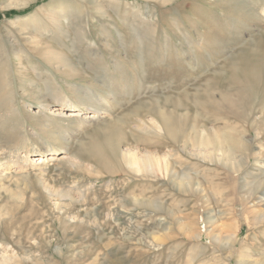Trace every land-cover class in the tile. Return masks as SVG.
Segmentation results:
<instances>
[{"label": "rangeland", "instance_id": "374dc122", "mask_svg": "<svg viewBox=\"0 0 264 264\" xmlns=\"http://www.w3.org/2000/svg\"><path fill=\"white\" fill-rule=\"evenodd\" d=\"M261 211L264 0H0V264H257Z\"/></svg>", "mask_w": 264, "mask_h": 264}, {"label": "bare ground", "instance_id": "6f19581e", "mask_svg": "<svg viewBox=\"0 0 264 264\" xmlns=\"http://www.w3.org/2000/svg\"><path fill=\"white\" fill-rule=\"evenodd\" d=\"M83 109H84V107H82V105H79L72 112H69L70 114H68V111H67L66 108H61L60 106L55 108V110H57L59 112V115L67 114L70 117H77L76 120H78L80 122L81 126H85L86 125L85 123L88 122V119L89 120H93L96 116H99V112L97 110V111H95V113H90L88 117L85 116V118L82 120L78 116H80V115L82 116L84 114V112H82ZM152 123L155 125L156 129H158L159 131H162L163 128L160 125V123H158L156 120H153ZM143 128H146V126H144ZM110 139H111L110 142L107 144V147L109 146L108 151H109L110 155H112L111 157L112 158H115V156L117 154V145H116L117 139H115L114 135ZM99 146L100 145L94 144L93 152H95L101 159H105L107 161L106 158H107V155H109V154H106L105 153V150L100 149ZM48 147L49 146L46 145L45 150H43V153L39 154V156H38V154L37 155H35V154L34 155H28V153H26V156L28 158L31 157L32 159H30V160H32L33 162L35 160L43 161V160H45V157H46V154H44V152L47 150ZM128 154L129 155H128V158H127V164L131 168H135L138 171L144 170V169H148V170H156V169L157 170L158 169H161L162 170L163 169V166H164L163 164L164 163H162V165H160L159 163L152 162V160L149 157L140 158L135 153H128ZM61 156H62V158H64L65 156H71V155L67 151L66 153L64 152ZM13 163H17V161L16 160L10 161L6 165L10 169L9 165L10 164H13ZM165 168H167V165L166 164H165ZM255 215L256 216H254V218H255L256 222H252L251 221V218L249 216L246 217V220H247V223H248L247 225L248 226H250V227L252 226L253 227V226L256 225V226L259 227L258 224H261V226H262V224L264 223V211L258 212ZM242 226L243 225H242L241 222L239 223L238 226L236 224L226 225L225 226L226 232L225 233L223 232V233H220L219 235L214 236L215 241H217L219 243V245L221 244L227 250H230L231 251L233 249V246L235 245L236 241L238 240L239 232H240ZM6 254H7V251H6ZM13 254H14V252H13ZM8 255H9V253H8ZM8 255H6V256L8 257ZM231 255H232V253H230L229 257H231ZM256 263L257 264H264V261H258Z\"/></svg>", "mask_w": 264, "mask_h": 264}]
</instances>
